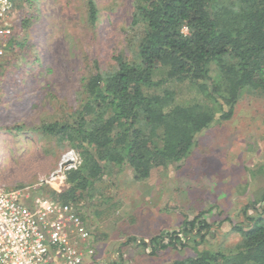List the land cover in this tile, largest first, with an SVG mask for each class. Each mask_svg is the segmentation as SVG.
<instances>
[{
    "label": "rangeland",
    "instance_id": "obj_1",
    "mask_svg": "<svg viewBox=\"0 0 264 264\" xmlns=\"http://www.w3.org/2000/svg\"><path fill=\"white\" fill-rule=\"evenodd\" d=\"M95 1L94 24L86 19L83 0L12 1L14 38L26 43L5 47L0 55V184L5 188L28 186L33 192L54 170L72 146L32 127L73 112L80 75L109 67L111 56L125 47L132 0ZM25 19L29 24L22 28ZM195 95L182 86L177 98L183 103ZM263 192L264 94L245 88L231 118L199 133L184 161L141 181L128 166L106 170L81 205L93 249L83 264H170L203 249H231L240 235L225 218L244 224L254 212L243 214V207L264 205ZM200 213L214 225L203 239L154 249Z\"/></svg>",
    "mask_w": 264,
    "mask_h": 264
},
{
    "label": "trees",
    "instance_id": "obj_2",
    "mask_svg": "<svg viewBox=\"0 0 264 264\" xmlns=\"http://www.w3.org/2000/svg\"><path fill=\"white\" fill-rule=\"evenodd\" d=\"M83 1L88 23H96V1ZM28 24L25 19L22 28ZM129 28L109 67L80 75L78 107L63 120L32 127L78 151L81 164L66 173L61 192L37 191L79 211L111 166H128L135 180H145L184 161L213 122L230 119L243 89L264 94V0H132ZM25 43L12 32L5 47ZM182 86L196 94L183 103L177 98ZM249 208L254 216L244 224L225 218L240 235L233 248L203 249L170 264H264V205L248 203L243 214ZM201 215L154 249L203 239L214 225Z\"/></svg>",
    "mask_w": 264,
    "mask_h": 264
},
{
    "label": "built area",
    "instance_id": "obj_3",
    "mask_svg": "<svg viewBox=\"0 0 264 264\" xmlns=\"http://www.w3.org/2000/svg\"><path fill=\"white\" fill-rule=\"evenodd\" d=\"M12 12V0H0V55L13 32ZM80 164L78 152L67 148L33 192L28 186L5 188L0 184V264H83L86 255L92 256L83 212L37 191L48 186L61 192L66 173Z\"/></svg>",
    "mask_w": 264,
    "mask_h": 264
},
{
    "label": "crops",
    "instance_id": "obj_4",
    "mask_svg": "<svg viewBox=\"0 0 264 264\" xmlns=\"http://www.w3.org/2000/svg\"><path fill=\"white\" fill-rule=\"evenodd\" d=\"M83 212V210H81Z\"/></svg>",
    "mask_w": 264,
    "mask_h": 264
},
{
    "label": "clouds",
    "instance_id": "obj_5",
    "mask_svg": "<svg viewBox=\"0 0 264 264\" xmlns=\"http://www.w3.org/2000/svg\"><path fill=\"white\" fill-rule=\"evenodd\" d=\"M89 258V257H88Z\"/></svg>",
    "mask_w": 264,
    "mask_h": 264
}]
</instances>
